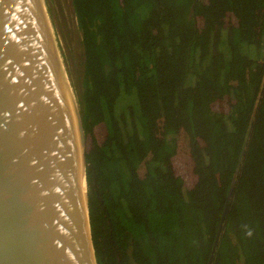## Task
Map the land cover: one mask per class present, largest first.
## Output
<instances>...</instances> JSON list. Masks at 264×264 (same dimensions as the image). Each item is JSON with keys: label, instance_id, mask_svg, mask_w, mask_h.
Listing matches in <instances>:
<instances>
[{"label": "trees", "instance_id": "16d2710c", "mask_svg": "<svg viewBox=\"0 0 264 264\" xmlns=\"http://www.w3.org/2000/svg\"><path fill=\"white\" fill-rule=\"evenodd\" d=\"M70 3L79 64L60 52L97 264H207L233 177L211 264H264V0ZM182 134L189 190L171 167Z\"/></svg>", "mask_w": 264, "mask_h": 264}, {"label": "water", "instance_id": "95a60500", "mask_svg": "<svg viewBox=\"0 0 264 264\" xmlns=\"http://www.w3.org/2000/svg\"><path fill=\"white\" fill-rule=\"evenodd\" d=\"M61 71L49 1L0 0V264H97L85 139Z\"/></svg>", "mask_w": 264, "mask_h": 264}, {"label": "rangeland", "instance_id": "374dc122", "mask_svg": "<svg viewBox=\"0 0 264 264\" xmlns=\"http://www.w3.org/2000/svg\"><path fill=\"white\" fill-rule=\"evenodd\" d=\"M49 14L53 23H56L58 30L55 31V39L57 47H60L69 54L73 63L79 64L81 58L80 48V32L77 30L76 21L72 12L70 0H48ZM73 59V60H72ZM212 108L218 112H226L227 105L225 102H217L214 100ZM96 138L101 140L104 135L103 129H98L95 132ZM188 141L183 134L178 137L177 152L171 159V167L173 173L183 180L184 188L191 189L196 179L192 174V165L188 151ZM144 165L140 167V175H143Z\"/></svg>", "mask_w": 264, "mask_h": 264}, {"label": "bare ground", "instance_id": "6f19581e", "mask_svg": "<svg viewBox=\"0 0 264 264\" xmlns=\"http://www.w3.org/2000/svg\"><path fill=\"white\" fill-rule=\"evenodd\" d=\"M61 72H62L63 78H64V80H65V83H66L67 89H68L69 94H70V90H69V88H68V82H67L66 76H65V74H64L63 71H61ZM70 97H71V94H70ZM71 99H72V98H71Z\"/></svg>", "mask_w": 264, "mask_h": 264}]
</instances>
